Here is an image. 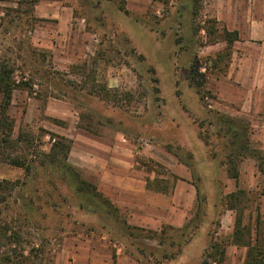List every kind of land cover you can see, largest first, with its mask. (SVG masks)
Wrapping results in <instances>:
<instances>
[{
    "label": "rangeland",
    "instance_id": "obj_1",
    "mask_svg": "<svg viewBox=\"0 0 264 264\" xmlns=\"http://www.w3.org/2000/svg\"><path fill=\"white\" fill-rule=\"evenodd\" d=\"M221 3L0 0V58L20 85L8 110L13 138L31 143L13 154L32 165L25 175L0 164V180L26 183L0 204V220L38 250L29 264H199L213 234L227 243L224 264H244L246 248L228 244L237 214L226 197L240 190L243 225L254 230L258 217L264 226V44L246 32L228 51ZM228 6L241 27V13L262 12L264 0ZM50 134L71 140L68 165L100 197L47 168ZM230 143L250 149L237 180ZM147 179L167 193L146 190Z\"/></svg>",
    "mask_w": 264,
    "mask_h": 264
},
{
    "label": "trees",
    "instance_id": "obj_2",
    "mask_svg": "<svg viewBox=\"0 0 264 264\" xmlns=\"http://www.w3.org/2000/svg\"><path fill=\"white\" fill-rule=\"evenodd\" d=\"M237 40V32L224 30V41L227 45L228 51L231 48V45ZM14 73L15 70L11 64L3 58H0V164L23 169L25 175H29L32 170V165L28 159L31 155L25 153L18 155L13 154L14 151L20 149L22 144H31L19 143L24 140V137L20 133L17 138H13L14 120L9 115L8 110L11 106L13 92L20 88V85H18L14 79ZM226 122L229 126V130H234L232 126L234 124L233 120L226 119ZM83 129L89 131L88 127H83ZM234 133L237 135V132ZM50 136L55 138L54 143L51 144L50 153L47 155V157H49L48 163H46V166L50 169L51 173L75 181L79 185V187L76 188L77 192L92 189L95 195L100 197L96 187L81 180L77 175V171L68 165L67 159L71 150V140L53 134H50ZM230 144L231 151L227 155L226 162L227 172L230 174L231 178L237 180L238 173L236 161L240 157H245L250 149L248 144ZM29 148L24 151L27 152ZM256 154L258 155L256 158L258 169L264 173V154L261 152H257ZM137 162L154 173L157 172L158 168H163L159 163L144 157H137ZM174 178L176 179V177ZM145 182L146 190H152L151 186L152 184H155L158 187L153 189L155 193H167L163 180L147 179ZM19 186H21L20 189H18ZM25 186L26 183L20 180H0V204L7 205L9 200L15 195V192L23 190ZM241 198L242 192L240 190L230 193L226 197L227 207L229 210L235 211L237 214L234 222V229L228 244L246 248L244 264H264V226L258 217L254 225V230L243 225L239 208ZM18 199L21 200V206L27 210L26 214L31 213L32 208L30 205L24 203L23 191ZM105 203L110 205L106 199ZM85 206L87 211L95 212V208H92V206ZM186 228H189V225H187ZM195 228H197L196 225L194 226V229ZM215 235L216 234L211 235L209 244L203 251L199 264H224L227 243L217 241ZM36 251L38 252L34 247L28 249V247L24 246L22 242V231L19 228L12 227L7 220H0V264H29L34 257L38 256L37 254H34L37 253Z\"/></svg>",
    "mask_w": 264,
    "mask_h": 264
},
{
    "label": "crops",
    "instance_id": "obj_3",
    "mask_svg": "<svg viewBox=\"0 0 264 264\" xmlns=\"http://www.w3.org/2000/svg\"><path fill=\"white\" fill-rule=\"evenodd\" d=\"M229 2L230 0H222L221 9L219 10V13L217 12V15H216L217 20H220L225 24L227 31L237 32L238 37L243 35V33L247 32L250 36V39L258 40L257 42L261 43L259 45L262 46L264 44L263 43V40H264V10L257 14L254 13L255 15L253 14L251 15V11L249 9L247 13L246 11H243V13H241L240 15V19L242 21L241 27H240L237 25V23H235V21H229L226 18L227 12L228 10H230L228 6ZM235 12H237V10ZM245 23H247V29L243 28V25Z\"/></svg>",
    "mask_w": 264,
    "mask_h": 264
}]
</instances>
